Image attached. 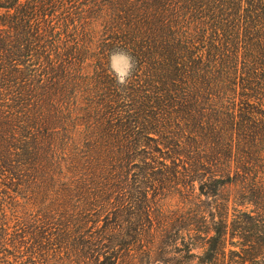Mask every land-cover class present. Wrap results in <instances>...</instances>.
<instances>
[{"label":"trees","instance_id":"16d2710c","mask_svg":"<svg viewBox=\"0 0 264 264\" xmlns=\"http://www.w3.org/2000/svg\"><path fill=\"white\" fill-rule=\"evenodd\" d=\"M263 169L264 0H0L7 256L46 264L56 241L95 264H264ZM187 178L212 210L166 258L150 194Z\"/></svg>","mask_w":264,"mask_h":264},{"label":"rangeland","instance_id":"374dc122","mask_svg":"<svg viewBox=\"0 0 264 264\" xmlns=\"http://www.w3.org/2000/svg\"><path fill=\"white\" fill-rule=\"evenodd\" d=\"M110 66L120 79H125L132 69V60L128 54L124 52H116L110 58ZM262 172L263 173H261L260 175L264 182V169L262 170ZM171 186V189H161L160 192L157 193V195H153V193L150 194V196H153L154 198V202L152 205L153 217L155 218L154 225L160 227L162 225L166 226L165 235L163 233L162 238L156 240L155 245L157 246V248H159V251L162 250L164 252L165 249L169 251V254H164L166 258L173 256L179 258L181 255L189 254H187V251H184L181 254L180 252H178L179 249H184V247L181 242L182 238L177 239V227H179V225L182 223H192L195 219V216L201 215V211H205L207 213L206 215H208L210 213L209 210H212V203L211 199H208L205 195H203L201 198L196 197L200 192V189L198 188V182H194L192 184L191 181L187 178L182 180L181 183L175 186L171 184ZM180 190L183 191V194ZM223 192L226 195H230L231 197H233L237 192V188L234 186H229L224 188ZM193 227L194 224H191L190 228ZM183 234L187 235L188 231L184 229ZM186 240H188V238ZM151 241L152 239H148L146 237L145 244L146 248H148L149 250L152 247L150 245ZM50 242L52 243V245H50ZM50 242H47L49 244V247L46 245V249L42 250V253L45 255L48 254L47 257H49V262L46 264H95L93 258H88L90 255H87L84 258L79 252L74 251L70 248L68 249L63 244L57 243L56 241ZM193 246L194 245L190 243V248H193ZM174 250L176 251L175 253ZM156 251L157 249L153 250V252L150 250L151 253L144 252L140 257L139 264H158V252L155 253ZM192 252L201 253L203 252V250L201 248H193L190 253ZM28 256V258L27 256H24V258L26 259L23 258L25 261L27 260L26 264H33V260H31L32 254L29 253ZM45 257L46 256L41 257V262ZM0 258L14 261L15 264H25L24 260H19V258L17 259L14 255L7 256L6 252L3 251L1 247ZM41 262L39 264H45L44 262ZM127 262V259H125L123 261V264H128Z\"/></svg>","mask_w":264,"mask_h":264},{"label":"clouds","instance_id":"9594fccd","mask_svg":"<svg viewBox=\"0 0 264 264\" xmlns=\"http://www.w3.org/2000/svg\"><path fill=\"white\" fill-rule=\"evenodd\" d=\"M119 82H120V83H124V80H123V78H121Z\"/></svg>","mask_w":264,"mask_h":264}]
</instances>
